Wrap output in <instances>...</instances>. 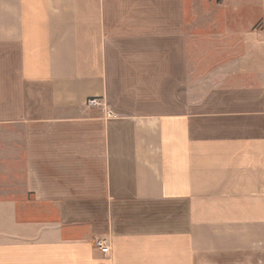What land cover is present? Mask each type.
<instances>
[{
    "label": "crops",
    "instance_id": "crops-1",
    "mask_svg": "<svg viewBox=\"0 0 264 264\" xmlns=\"http://www.w3.org/2000/svg\"><path fill=\"white\" fill-rule=\"evenodd\" d=\"M0 264H264V0H0Z\"/></svg>",
    "mask_w": 264,
    "mask_h": 264
},
{
    "label": "built area",
    "instance_id": "built-area-1",
    "mask_svg": "<svg viewBox=\"0 0 264 264\" xmlns=\"http://www.w3.org/2000/svg\"><path fill=\"white\" fill-rule=\"evenodd\" d=\"M85 105L87 107L98 108V109L103 110L105 112L106 119L114 118L115 113H114L113 109L111 108V106L106 101H104L101 98H90L86 101ZM98 247H99L101 253H103V254H107L109 251L108 247H106L100 243L98 244Z\"/></svg>",
    "mask_w": 264,
    "mask_h": 264
}]
</instances>
